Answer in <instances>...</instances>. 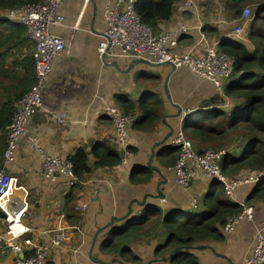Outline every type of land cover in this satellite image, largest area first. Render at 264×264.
Returning <instances> with one entry per match:
<instances>
[{
	"label": "crops",
	"instance_id": "0c3cea01",
	"mask_svg": "<svg viewBox=\"0 0 264 264\" xmlns=\"http://www.w3.org/2000/svg\"><path fill=\"white\" fill-rule=\"evenodd\" d=\"M192 1L196 3L197 14L173 12L170 20L159 28L182 22L196 27L200 21L210 44L229 33V22L235 19L232 1ZM256 2L240 0L237 8L241 10L245 5L254 10ZM105 3L106 0H68L60 9L63 25L53 27L51 33L64 41L65 48L53 62L42 96L43 108L34 111L28 124L30 134L37 137L50 156L69 159L79 149L87 154L90 172L83 175L81 184L71 186L62 176L53 182L43 179L40 157L24 139L19 141L15 162L4 166L6 141L5 136L0 137V170L5 169L29 192V210L22 222L31 232L15 242L21 249V257L29 256L37 245L48 243L60 231L63 241L50 252L47 264H173L174 251H178L176 258L184 260V264H243L256 229L264 228V198H251L253 187H240L234 193L235 200L252 205L253 220L241 223L229 235L220 229L219 241L196 239L189 248H176L166 244L169 229L163 224V218L169 214L207 212L203 201L211 184L200 174L190 194L174 184L169 170L173 161L168 156L177 148L171 145V140L178 130L187 127L192 115L201 118L214 109L229 113L237 105L235 100L226 96L223 104H217L219 95L214 87L184 68L172 70L167 65L148 63L131 68L132 62L122 59L105 64L97 54L106 28L102 17ZM220 21L223 23L219 24ZM197 40L198 31L193 29L181 38V45L188 48ZM236 43L241 44V40ZM30 49L29 44L21 50L28 53ZM6 56L12 57V53L5 52V60ZM13 59L14 56L8 58L6 66H0V106L8 101L14 103L28 91L23 94L20 88L24 72L12 66ZM109 106L128 107L139 115V120L128 133L127 165L96 168L93 151L103 147L115 149L110 119L104 113ZM147 112L154 116L139 124ZM55 117H63L64 122L57 124ZM237 128L245 129L244 125ZM251 138L235 133L226 146L238 155ZM186 139L197 153L213 147L208 140ZM253 172L257 171L245 169L239 173ZM190 197L200 199L198 210L191 209ZM81 204L88 208L78 215L73 208ZM152 210L158 212L148 222L128 230L141 220L143 213L146 216ZM0 229L3 232V225ZM14 259L6 242L1 241L0 264H14Z\"/></svg>",
	"mask_w": 264,
	"mask_h": 264
},
{
	"label": "built area",
	"instance_id": "2783aa9c",
	"mask_svg": "<svg viewBox=\"0 0 264 264\" xmlns=\"http://www.w3.org/2000/svg\"><path fill=\"white\" fill-rule=\"evenodd\" d=\"M68 0H42L36 5H28L0 12V20L10 24L23 25L26 29L31 49L22 53L21 57L32 59L35 82L31 88L14 104V110L9 124L0 137L5 136L3 151L4 166L15 162L19 141L28 142L31 150L40 157L41 176L46 181H55L59 176L66 178L71 186L81 184L74 175L73 164L67 159L50 156L41 148L38 139L28 130V124L34 111L43 108V93L55 59L61 57L64 41L51 33L53 27L63 25V17L59 11ZM138 0H106L102 9L105 21V31L102 41L97 47L99 58L107 65L115 60L127 62L143 60L151 65H167L172 70L187 69L197 79L210 83L221 98H226L224 88L235 78V59L219 50V42L208 43L202 33V22L197 26L188 27L185 22L174 27L169 26L155 34L135 12ZM188 12L197 14L196 3L192 0H180L175 7V13ZM253 20V10L245 7L240 15L231 20L229 33L223 38L232 42L241 40V44L251 47L246 29ZM223 23L220 21L219 24ZM198 31V40L188 48H183L181 38L191 30ZM112 127L113 146L121 154L120 166L127 165L130 153L128 133L139 120L136 112H125L119 106H109L104 109ZM57 124L64 122L63 117H55ZM173 147L179 148V158L169 168L173 174L174 184L184 193L189 194L193 182L200 174L211 183L221 185L224 197L236 203L240 212L227 218L221 231L229 235L243 222L252 221L254 209L245 200H235L234 193L240 187L264 184V172H253L227 176L221 169L222 159L229 150H206L197 153L192 144L185 139L182 130L171 140ZM230 150H232L230 148ZM20 195V196H19ZM28 190L19 185L17 179L11 177L5 169L0 170V242H6L9 250L15 255L14 264H47L50 252L58 248L63 236L60 231L54 233L48 243L37 245L27 257H21V249L15 243L31 230L23 226L22 220L29 210ZM160 202H164L161 200ZM200 199L190 198L192 210H198ZM88 206L81 204L73 208L78 215H83ZM243 264H264V228H257L253 236V245Z\"/></svg>",
	"mask_w": 264,
	"mask_h": 264
},
{
	"label": "trees",
	"instance_id": "16d2710c",
	"mask_svg": "<svg viewBox=\"0 0 264 264\" xmlns=\"http://www.w3.org/2000/svg\"><path fill=\"white\" fill-rule=\"evenodd\" d=\"M179 1L138 0L135 5V12L140 17L141 22L157 34L160 32L159 25L170 20ZM231 1L235 9L232 8L234 10L233 17L236 18L241 12L237 8L240 0ZM40 2L42 0H0V12H8L21 5H36ZM256 3L258 5L253 10V20L247 35L251 41L250 44H252L251 51L242 44L224 39V36L218 40L219 50L235 59V78L231 84L225 86L224 93L228 98L235 100L236 107L229 113L214 109L202 115L194 124L190 123L189 118L186 127L188 133L184 134V136L188 135L194 139L208 140L211 144L214 141L220 144L229 139V137L226 139L225 134L238 125H244L253 132L255 136L250 139L247 147H243L239 151L238 155L227 154L222 159L221 169L227 176H236L240 174V171L247 168L257 172L264 170V0H257ZM28 46L29 41L23 25L10 24L7 21L0 20V66H6L7 59L14 56L12 66L18 67L24 72V76L20 80V88L24 91L23 94L31 88L34 82L33 62L28 56L21 57L23 50L16 55V50ZM5 52H11L12 57L6 56L5 60ZM217 99V104H223V98L217 96ZM18 100L14 103L8 101L0 106V131H4L9 124L14 104ZM121 101L119 103H122ZM121 109L125 112H134L129 110L128 107ZM152 116L154 115L151 112L145 113V118L139 124L147 123ZM205 123H207V127ZM221 145L224 144L219 146ZM93 156L95 158L94 167L96 168L117 166L121 158V154L116 149L107 147H103L100 151H93ZM178 157V149L168 156L173 161V165ZM69 160L73 164L74 175L79 180L82 179L83 175L90 172L88 156L82 149H79L75 156L69 158ZM218 185L220 184L213 182L210 187L215 188ZM251 198H264V185L254 188ZM203 205L208 208L207 212L175 213L163 218V224L169 229L166 244H171L176 248L179 246L189 248L196 239L219 241L222 239L220 229L227 218L240 212L236 205L231 204L224 197L223 191L220 193L213 191L206 194ZM154 212L158 211H149L143 219L137 221L128 230L135 229L136 226L138 228L148 222ZM0 216L2 215L0 214ZM177 255L178 251H174L173 264H184V260H177Z\"/></svg>",
	"mask_w": 264,
	"mask_h": 264
},
{
	"label": "rangeland",
	"instance_id": "374dc122",
	"mask_svg": "<svg viewBox=\"0 0 264 264\" xmlns=\"http://www.w3.org/2000/svg\"><path fill=\"white\" fill-rule=\"evenodd\" d=\"M23 1H27V0H23ZM24 6H28V4H26V5H24ZM18 7H23L22 5L21 6H18ZM17 7V8H18ZM245 7H247V6H245V5H242V7H241V10L243 9V8H245ZM230 8H232V6H230ZM29 44L31 45V43L29 42ZM251 46H252V44H251ZM21 52V49H17L16 50V55H18L19 53ZM193 117H192V119H191V124H194L197 120H198V114H195V115H192ZM207 123H205V126L207 127V125H206ZM245 127V126H244ZM183 133L186 135L187 133H188V128H184L183 129ZM237 134V133H242V134H247V135H250L252 138L255 136L254 135V133L253 132H251L248 128H246L245 127V129H243V130H240L239 128H233V129H231V130H229L228 131V133H226L225 134V137H226V139L229 137V139L231 138V136L233 135V134ZM232 134V135H231ZM186 138H189V139H192V140H199V138H197V139H194V138H191V137H189L188 135L187 136H185ZM228 139V140H229ZM228 140H225L224 142H222V143H220V144H224L225 146H226V143L228 142ZM219 143H217L216 141H214L213 142V144H211L213 147L212 148H208L207 150H222V149H227V150H229V154L230 155H233L235 152H234V150H230V148L231 147H227V148H224L225 146H220L219 147V145H220ZM206 151V150H205ZM247 169H249V168H247ZM252 171V170H251ZM262 172H264V170H262ZM206 181H208V180H206ZM208 182H210V181H208ZM213 191H216L217 193H220L221 191H222V188H221V186L220 185H218L217 187H215V188H209L208 190H207V192H206V194H208V193H210V192H213ZM190 194V193H189ZM191 198V197H190ZM145 217V214L143 213L142 215H141V219L142 218H144Z\"/></svg>",
	"mask_w": 264,
	"mask_h": 264
},
{
	"label": "water",
	"instance_id": "95a60500",
	"mask_svg": "<svg viewBox=\"0 0 264 264\" xmlns=\"http://www.w3.org/2000/svg\"><path fill=\"white\" fill-rule=\"evenodd\" d=\"M144 63H146V62L143 61V60H135V61L132 62V65H131L130 67L132 68V66H134V65H137V64H144ZM191 119H192V116L190 117L189 121H190Z\"/></svg>",
	"mask_w": 264,
	"mask_h": 264
},
{
	"label": "bare ground",
	"instance_id": "6f19581e",
	"mask_svg": "<svg viewBox=\"0 0 264 264\" xmlns=\"http://www.w3.org/2000/svg\"><path fill=\"white\" fill-rule=\"evenodd\" d=\"M193 117V116H192ZM183 135H184V133H183ZM185 137V136H184ZM186 139V138H185ZM189 141V140H188ZM190 142V141H189ZM178 151H180L179 150V148H178ZM179 158V157H178ZM259 185H264V184H257V186H259ZM225 235V234H224Z\"/></svg>",
	"mask_w": 264,
	"mask_h": 264
}]
</instances>
